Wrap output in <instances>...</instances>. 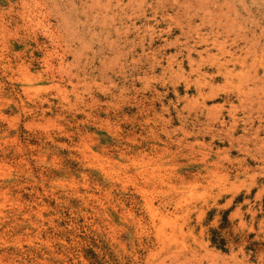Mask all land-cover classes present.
<instances>
[{
  "label": "rangeland",
  "instance_id": "374dc122",
  "mask_svg": "<svg viewBox=\"0 0 264 264\" xmlns=\"http://www.w3.org/2000/svg\"><path fill=\"white\" fill-rule=\"evenodd\" d=\"M0 264H264V0H0Z\"/></svg>",
  "mask_w": 264,
  "mask_h": 264
},
{
  "label": "bare ground",
  "instance_id": "6f19581e",
  "mask_svg": "<svg viewBox=\"0 0 264 264\" xmlns=\"http://www.w3.org/2000/svg\"><path fill=\"white\" fill-rule=\"evenodd\" d=\"M142 3V2H141ZM189 16V15H188ZM189 18V17H188ZM177 21V20H176ZM197 27V26H196ZM199 31V30H198ZM216 35H217V33H216ZM202 38V37H201ZM187 40V39H186ZM207 41V40H206ZM205 41V42H206ZM215 41V40H214ZM200 43V42H199ZM212 45H213V43H212ZM220 45V44H219ZM217 47V46H216ZM220 50V52L221 53H223V54H225L224 53V48H219ZM190 50V49H189ZM200 54V53H199ZM188 55V54H187ZM207 55V54H206ZM208 55H209V52H208ZM173 57V56H172ZM235 56H232V54H231V56H230V60H225V62H223L222 60H220V58L218 57V56H216V57H214V58H211V57H209V59H213V61H215V64L216 65H218V67H219V73H222L223 74V76H225V78H229V77H231L232 76V73H233V70H231V69H229V67H228V65H230V64H234V61L236 62V61H238V59H236V58H234ZM168 58H170V57H168ZM167 58V60L166 61H168L169 59ZM205 58V57H204ZM203 58V59H204ZM229 58V57H228ZM172 59V58H171ZM207 59V58H206ZM201 60V59H200ZM245 60V59H244ZM243 60V61H244ZM189 62L191 63V67H193V65H194V61H191V60H189ZM199 62V61H198ZM201 62V61H200ZM210 62H212V61H210ZM251 62V61H250ZM204 63V62H203ZM207 63V62H206ZM213 63V62H212ZM168 64H169V62H168ZM239 64V63H238ZM242 64H244L243 62H242ZM253 64V63H252ZM252 64H250V65H252ZM190 65V64H189ZM215 65V66H216ZM249 65V66H250ZM167 66H170V64L169 65H167ZM196 66V69H191V71L192 72H194V73H196V74H198L199 76H200V67H201V64H196L195 65ZM217 68V67H216ZM189 69V70H190ZM169 70V69H168ZM182 70V69H181ZM178 72H180V71H178ZM245 72V71H244ZM173 73V72H172ZM218 73V72H217ZM248 73V72H247ZM206 75V74H205ZM202 76V75H201ZM248 76V75H247ZM203 78V77H202ZM202 78H200V81H202L203 83L206 81L205 80V77L202 79ZM250 78V77H249ZM256 78V77H255ZM254 78V79H255ZM197 79V78H196ZM252 80V79H251ZM256 80V79H255ZM229 82H230V80H229ZM202 83V84H203ZM204 85H210V83H204ZM213 86V85H212ZM212 90H213V88H212ZM212 90H210L209 89V91H212ZM251 91V90H250ZM213 92V91H212ZM211 92V93H212ZM214 93H215V91H214ZM213 93V94H214ZM246 93V92H245ZM245 93H242L241 95H244ZM249 97V96H248ZM243 99H245V98H243ZM250 100V99H249ZM197 101V100H196ZM190 102V101H189ZM241 103V102H240ZM258 104V103H257ZM241 105V104H240ZM244 106V105H243ZM249 106V105H248ZM231 106H229V108H230ZM233 107V106H232ZM260 107V106H259ZM259 107H258V109H259ZM234 109V108H233ZM218 110V109H217ZM217 112V111H216ZM217 114H219V113H217ZM229 115V114H228ZM208 116V115H207ZM233 116V115H232ZM209 117H210V115H209ZM236 117V116H235ZM215 118V117H214ZM216 119V118H215ZM233 120H235V119H233ZM260 120V119H259ZM245 121V120H244ZM242 122V121H241ZM211 123V122H210ZM223 124H224V122H222ZM252 123V122H251ZM230 124V123H229ZM208 125V124H207ZM232 126H233V129H235L236 127V123H232ZM212 127V126H211ZM244 127V126H243ZM228 128H229V126H228ZM226 132V131H225ZM228 134H230V133H228ZM245 137V136H244ZM256 137V136H255ZM242 139V138H241ZM239 141V140H238ZM241 141V140H240ZM262 142V141H261ZM246 144V143H245ZM243 145V144H242ZM204 162V161H203ZM218 166V165H217ZM216 166V167H217ZM215 170V169H214ZM217 170H218V167H217Z\"/></svg>",
  "mask_w": 264,
  "mask_h": 264
},
{
  "label": "trees",
  "instance_id": "16d2710c",
  "mask_svg": "<svg viewBox=\"0 0 264 264\" xmlns=\"http://www.w3.org/2000/svg\"><path fill=\"white\" fill-rule=\"evenodd\" d=\"M212 244L216 245V247L223 249L224 241L220 240L219 244H216L215 240H212Z\"/></svg>",
  "mask_w": 264,
  "mask_h": 264
}]
</instances>
